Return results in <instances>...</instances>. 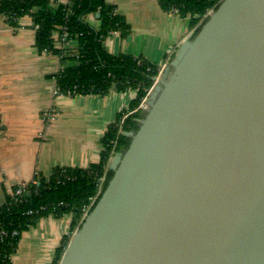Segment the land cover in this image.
Instances as JSON below:
<instances>
[{
    "label": "water",
    "instance_id": "95a60500",
    "mask_svg": "<svg viewBox=\"0 0 264 264\" xmlns=\"http://www.w3.org/2000/svg\"><path fill=\"white\" fill-rule=\"evenodd\" d=\"M145 106L58 264H264V0H222Z\"/></svg>",
    "mask_w": 264,
    "mask_h": 264
},
{
    "label": "crops",
    "instance_id": "0c3cea01",
    "mask_svg": "<svg viewBox=\"0 0 264 264\" xmlns=\"http://www.w3.org/2000/svg\"><path fill=\"white\" fill-rule=\"evenodd\" d=\"M49 1L52 7L68 2ZM115 8L127 34L106 38L105 52L166 65L163 74L179 45L194 35L188 19L165 11L158 0H115ZM84 21L91 28L99 27L96 15L88 14ZM60 68L56 55L35 47L29 17L12 26L0 16V205L11 188L48 178L57 167L86 169L97 164L106 128L134 98L132 92L113 88L103 96L54 97L52 76ZM47 111L56 113L57 119L43 117ZM71 218L44 217L34 222L21 234L11 264H32L44 248L54 256L69 233Z\"/></svg>",
    "mask_w": 264,
    "mask_h": 264
},
{
    "label": "trees",
    "instance_id": "16d2710c",
    "mask_svg": "<svg viewBox=\"0 0 264 264\" xmlns=\"http://www.w3.org/2000/svg\"><path fill=\"white\" fill-rule=\"evenodd\" d=\"M221 1L158 0L159 5L165 11L176 8L178 16L188 19L194 35L204 23L203 21L199 25L204 13L214 11ZM70 4L66 6L58 4L52 7L49 0H0V16L12 26H15L19 19L29 17L35 26L37 50H49V53L58 57L62 52L53 46V35L60 33L61 28L66 26L69 39L76 46L78 54L77 57L66 56L60 59V64L63 65V71L57 76V85L60 90L64 91L77 84L84 88L83 95L103 96L111 91L113 85L120 92L134 91L140 85V89L127 107L129 111L136 109L146 96V90L152 87L159 66L148 63L141 56H112L105 52L103 40L100 39L101 35L114 29L120 31L121 37L127 34L124 20L116 13L112 14V6L105 5L103 0H70ZM98 7L100 10L97 13ZM66 8L72 12L69 17L65 16ZM88 14L99 15L98 29L91 28L85 23L84 18ZM143 115V111L138 110L125 121L121 129L117 127L120 114L118 115L116 121L106 128L101 139L102 149L97 164L86 169L55 168L48 178H37L39 186L33 187L36 193L32 194L27 203L18 207L8 206L9 196L7 195L4 203L0 205V225L8 230L16 229L22 234L38 219L47 217L52 212L55 218L71 215L69 233L62 238L51 262V264H58L70 237L83 222L80 214L81 207L87 203L89 198L97 195L98 178L106 174V181L101 188L100 195L102 194L112 177V173L107 171L110 160L116 154H124L128 149L130 138L124 134L135 133L138 130V121L143 118ZM56 180H60L61 184L56 185ZM60 202L67 206L56 207L53 210L47 209L39 215H24L27 210L49 205L55 207ZM21 234L17 239H6L0 244L3 248V251H0V264H11L7 257L16 251Z\"/></svg>",
    "mask_w": 264,
    "mask_h": 264
},
{
    "label": "built area",
    "instance_id": "2783aa9c",
    "mask_svg": "<svg viewBox=\"0 0 264 264\" xmlns=\"http://www.w3.org/2000/svg\"><path fill=\"white\" fill-rule=\"evenodd\" d=\"M104 4L107 5V6H112V14H115L116 13V8H115V0H103ZM70 4V0H68V2L66 4H62L64 6ZM71 5V4H70ZM100 10V7L97 8V13L99 12ZM212 11H206L203 15V17L201 18V20L199 21V25L202 24L203 21H205L207 19V17L210 15ZM71 10L66 8L65 9V16L66 17H69L71 15ZM170 13L173 14V15H178V10L176 8H172L170 10ZM117 14V13H116ZM93 15H98V14H93ZM99 17V15H98ZM32 26H33V29L35 30V26L34 24L32 23ZM98 29V28H97ZM61 32L60 33H57V36L55 39H53V46L60 50L62 53L61 55L58 57L59 60L63 57H74L76 56L77 57V50L75 49V45L73 44L72 40L69 39V35H68V31H67V27L64 26L61 28ZM112 36H120V31L114 29V30H109L107 31V33L105 35H101L100 36V39L104 40L108 37H112ZM49 50H43V52H46V53H49L48 52ZM61 68L59 69L58 73L55 74L54 76H52V80L54 81V88H53V91H52V95L54 97H59V96H64V97H76V96H82L83 95V87H80L79 85H73L71 88H68L64 91L60 90V88L58 87L57 85V76L59 73H61L63 71V65H61ZM166 65H161L159 66V68L157 69V76L153 79V85L155 83V81L163 74V71L165 69ZM147 70L149 71V68H147ZM108 77H110V74H108ZM129 81H127L128 83ZM152 85V86H153ZM115 86V85H113ZM116 87V86H115ZM140 85H138V88L134 91L132 90H127V91H131L132 93H136L140 88ZM152 88V87H151ZM151 88L146 90V96L142 99L140 105L132 110V111H129L127 109L125 110H122L119 114H120V117L118 118V121H117V127L119 129H121L122 125L125 123V121L131 117L132 115H134L138 110H141L143 111L145 109V102H146V99L151 91ZM88 95H92V94H88ZM43 117H46L48 118L49 121H54L57 119V115L56 113H52L50 111H47V112H44L42 114ZM106 181V174H103L101 177L98 178V191H97V195L92 197V198H89L87 200V203L85 205H83L81 207V210H80V214H81V219L82 221L84 220V218L88 215V213L91 211V207L93 206V204L95 203L96 199L98 198V196L100 195L101 191H102V186L104 185ZM56 185H59L61 184V181L60 180H56L55 181ZM34 186H39V183L37 181V178L33 179L31 182L29 183H20L18 185H16L15 187L11 188L7 195L9 196V202H8V206H12V207H18L24 203H27L29 201V199L31 198L32 194L36 193V190L33 189ZM67 205L64 204L63 202H60L58 203L57 205H55V207L53 205H49V206H41L39 207L38 209H30V210H27L24 215L25 216H34V215H39L41 212H44L46 211L47 209H54L56 207H66ZM65 216V215H63ZM47 217H56L54 215V213H50ZM21 233H19L18 230L16 229H11V230H8L6 228H4L3 226L0 225V244L3 243L6 239H10V240H14V239H17L19 238ZM3 248L0 246V251L2 250ZM3 251V250H2ZM15 253V252H14ZM13 255H10L7 257L8 261L11 263V257Z\"/></svg>",
    "mask_w": 264,
    "mask_h": 264
},
{
    "label": "rangeland",
    "instance_id": "374dc122",
    "mask_svg": "<svg viewBox=\"0 0 264 264\" xmlns=\"http://www.w3.org/2000/svg\"><path fill=\"white\" fill-rule=\"evenodd\" d=\"M131 92V91H128ZM56 231H58V227L56 228ZM54 240L50 238V242H53ZM36 256V255H35ZM33 257V260L31 261L32 264H46L47 260L53 257V252L52 250H48L44 248V251H41L39 254H37L36 257Z\"/></svg>",
    "mask_w": 264,
    "mask_h": 264
}]
</instances>
